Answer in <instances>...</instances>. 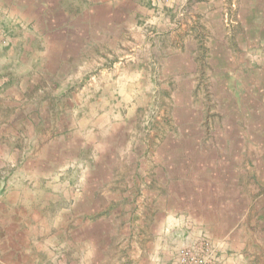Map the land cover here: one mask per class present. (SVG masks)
Listing matches in <instances>:
<instances>
[{
	"label": "rangeland",
	"instance_id": "1",
	"mask_svg": "<svg viewBox=\"0 0 264 264\" xmlns=\"http://www.w3.org/2000/svg\"><path fill=\"white\" fill-rule=\"evenodd\" d=\"M37 1L0 0L26 264H264V0Z\"/></svg>",
	"mask_w": 264,
	"mask_h": 264
},
{
	"label": "crops",
	"instance_id": "2",
	"mask_svg": "<svg viewBox=\"0 0 264 264\" xmlns=\"http://www.w3.org/2000/svg\"><path fill=\"white\" fill-rule=\"evenodd\" d=\"M37 2L43 4L42 0ZM3 201L5 207H8V202H12ZM3 201H0V206H2ZM212 213L216 212L212 211ZM14 219L15 217L9 214V210H0V264H26V259L29 258V254H32L31 243L30 241L26 242L28 236L25 235V232L29 230L28 224H26V221L21 220L22 217H18L19 221ZM199 219L204 220L206 218L201 217ZM105 249H108V247H105Z\"/></svg>",
	"mask_w": 264,
	"mask_h": 264
},
{
	"label": "built area",
	"instance_id": "3",
	"mask_svg": "<svg viewBox=\"0 0 264 264\" xmlns=\"http://www.w3.org/2000/svg\"><path fill=\"white\" fill-rule=\"evenodd\" d=\"M164 1L166 0H154L156 3H163ZM178 258L181 264H216L208 255L199 254L188 247L180 251Z\"/></svg>",
	"mask_w": 264,
	"mask_h": 264
}]
</instances>
